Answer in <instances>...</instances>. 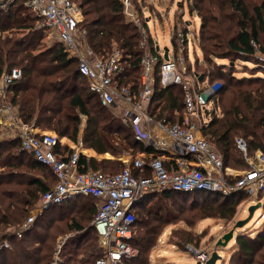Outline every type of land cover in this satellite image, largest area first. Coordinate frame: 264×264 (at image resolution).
I'll return each instance as SVG.
<instances>
[{
    "label": "trees",
    "instance_id": "obj_1",
    "mask_svg": "<svg viewBox=\"0 0 264 264\" xmlns=\"http://www.w3.org/2000/svg\"><path fill=\"white\" fill-rule=\"evenodd\" d=\"M135 1L137 5L139 0ZM79 3L85 18L80 26L86 30L94 51L97 54H111L114 50L122 53L123 71L117 79L120 85L138 92L146 49L157 58L153 68L155 94L149 112L171 124L177 123L183 112L184 91L178 85L162 86L164 58L157 51L148 24L143 27L147 47L141 48L143 32L127 19L121 0H80ZM189 5H192L191 12H197L201 18L200 48L207 63L204 78L222 81L212 99L215 98L214 106L222 110L223 116L218 117L214 110L210 123L203 128V135L221 152L225 167L245 170L248 164L237 148V138L248 142L249 155L258 150L264 153V0H189ZM226 8L233 11L234 17L223 15ZM233 19L236 24L227 26L226 21L233 22ZM37 23V18L25 7V0H16L9 11L0 12V80L5 72L21 69L22 76L12 84L10 96L24 123L54 131L58 137H66L99 154L117 157L152 152L143 141L136 139L133 127L113 114V107L103 106L90 91L87 80L78 71V61L69 57L60 43L41 54L33 52L48 31L37 28ZM15 29L27 33L22 38H14ZM187 29L186 26L185 34ZM215 59L228 60V63L217 65ZM250 63L254 66L248 67ZM239 64L245 73L249 71L248 76L237 75ZM56 151L64 157L74 152L61 145ZM79 165L81 172L104 170L107 174L125 168L121 161H99L84 154H80ZM165 165L169 170H177L170 162ZM133 172L138 174L135 168ZM57 182L49 167L22 150L19 139L0 141V243L8 239L12 245L10 249H0V264H51L57 238L69 234L72 235L60 252L63 260L58 264H96L104 257L98 234L90 224L98 213L100 201L93 196H78V204L69 201L52 206L21 238L10 232L26 221L42 195ZM196 197H201L203 203L211 206V213L221 218L233 217L236 205L247 199L242 191L229 196L172 189L146 194L134 209L136 221L131 243L138 255L125 259L122 264H150L149 252L163 225L171 223L169 204ZM59 213L64 214L66 222L58 227L51 215ZM236 246L231 264H264V230L256 236L241 233Z\"/></svg>",
    "mask_w": 264,
    "mask_h": 264
},
{
    "label": "built area",
    "instance_id": "obj_2",
    "mask_svg": "<svg viewBox=\"0 0 264 264\" xmlns=\"http://www.w3.org/2000/svg\"><path fill=\"white\" fill-rule=\"evenodd\" d=\"M125 15L138 26V13L132 11L130 0H121ZM16 0H0V12L9 11ZM29 13L37 18V28L47 29L63 46L65 52L78 61V71L88 82L90 91L95 93L106 107L123 108V122L132 126L136 139L155 147L150 161L135 159L133 167H125L117 174L100 171L81 172L80 154L76 150L67 156L57 153L58 145L64 146L60 137L53 133H40L32 124L24 123L19 109L11 100V86L22 76L21 69L5 72L0 80V125L9 129L13 138L19 139L23 151L32 154L43 165L49 167L58 179L57 184L40 198L34 211L16 229L10 230L16 237L31 229L37 217L52 206H59L80 195L93 196L101 201L98 213L92 222L104 250V257L96 264H122L125 259L134 258L138 250L131 243L136 221L135 207L148 193L172 189L179 192H212L229 196L237 191L247 195V199L264 201V153L260 150L249 155L248 142L237 138L236 145L248 164L245 170L234 171L224 166L221 153L213 149L202 135L207 126L206 116L211 115L218 88L208 89L199 76H188L179 69V62L169 54V60L161 64V84L164 88L178 85L184 91V107L181 121L171 124L166 119L158 123L166 137L155 139L149 125L152 117L147 112L155 94L154 63L157 60L146 49L142 60L140 90L122 86L117 79L123 71L122 53L114 50L111 54H97L90 46L87 32L82 23V11L73 0H25ZM141 48L147 47L145 29ZM183 39V32L178 30ZM157 48V44H156ZM164 58V54H161ZM195 77V78H193ZM202 130V131H201ZM170 139V142L168 141ZM169 149L180 152L181 156L192 157L193 165L183 162L177 170H169L163 153ZM133 168L138 174H134ZM150 172V176L146 173ZM52 264L60 261L58 255ZM10 240L0 243V249H10ZM197 260L202 264L209 260V254L194 249Z\"/></svg>",
    "mask_w": 264,
    "mask_h": 264
},
{
    "label": "rangeland",
    "instance_id": "obj_3",
    "mask_svg": "<svg viewBox=\"0 0 264 264\" xmlns=\"http://www.w3.org/2000/svg\"><path fill=\"white\" fill-rule=\"evenodd\" d=\"M130 1L133 4L132 11L134 13H138L137 22L140 25L139 27L142 28L144 25L148 24L149 31L154 38L157 47L160 49V52L164 54V50L168 48L172 56L174 51V55L180 64L179 69L181 71H185L186 74L191 77L196 75L199 76L200 82L206 80L204 82V86H207L208 82L207 90L215 87L218 88L219 91L222 83L221 80L210 81L204 78V72L207 63L203 58L200 48L199 36L201 18L198 16L197 12H191L192 5H189V0H139L137 5L135 4V0ZM73 2L77 5H80V0H73ZM232 13L233 11L226 8L223 15H231V17H234ZM251 13L253 14L252 9ZM126 17L129 21H132L128 16ZM82 19L83 21L85 19L83 13ZM232 21L233 22L226 21V25L230 26L232 24H236V20L233 19ZM186 26L188 28V32L185 34L184 29ZM178 30L183 32V39L179 38ZM26 33L27 32L24 30L15 29L12 32V36L14 38H22ZM172 37L174 39V43H172ZM57 44H59L57 38L52 33H50V31H47L46 36L42 40L41 44L38 45V47H36L33 52L35 54H41L42 52L47 51ZM220 63L226 64L228 63V60L215 59V64L218 65ZM241 65L242 64L238 65L237 75L248 76L249 71L245 73L243 66ZM253 66L254 65H252V63L248 65V67ZM215 107L217 108V106ZM124 111L125 109L123 108H115L112 110L113 114L121 119L124 116ZM212 112L211 115L208 117L206 116V119L204 120L206 121L207 125L210 123L213 117ZM216 113L218 117L222 118L223 115L221 109H218ZM9 137L11 138L12 136L7 135L5 131L1 130L0 126V141L9 139ZM238 137L242 136L238 135ZM210 144L215 151H217L219 154L221 153L215 145L212 143ZM234 168L241 169L240 166H235ZM122 169L123 168H118L113 173H119ZM99 171L106 173L104 170ZM77 200V198H74L71 199V202L78 204L79 200ZM203 201L204 200H202L201 197H196V199L191 201H183L182 199H179V201L176 200L169 204V221L171 223L163 225L157 242L152 248V251L149 252L150 264H197V262L200 261L197 260L194 249L208 253L209 259L213 252H218L221 258L218 259L215 264H231L236 254L235 251L237 249V237L241 233H248L250 235L256 236L260 231L264 230V207H257L252 218L250 219V208L260 203L257 199L252 201L249 199L240 201V203L236 205L237 209L235 215L233 217H229L228 215L226 218L213 215L211 213L213 211L211 206H207V204L203 203ZM66 213H68V210L65 211V215ZM42 214H45V212ZM42 214L37 217L36 221L41 217ZM51 216L53 220L55 219V226L57 225L59 227L66 222V219L64 220V214H52ZM60 219L63 221L59 222ZM247 220L249 221L243 228L237 227L239 222ZM90 224L92 225V222ZM232 230H235L234 237L227 244V246L224 247L218 245V241L222 240L224 235L228 234ZM71 235L72 234L60 235L57 238L52 262L57 257V251L60 247L59 244L61 242L65 243L67 238ZM58 257L60 259L59 262H61L63 258L60 253Z\"/></svg>",
    "mask_w": 264,
    "mask_h": 264
},
{
    "label": "crops",
    "instance_id": "obj_4",
    "mask_svg": "<svg viewBox=\"0 0 264 264\" xmlns=\"http://www.w3.org/2000/svg\"><path fill=\"white\" fill-rule=\"evenodd\" d=\"M157 51L160 52V49L158 47H157ZM199 80H200V78H199ZM150 103L147 104V109L146 110H147L148 114L152 117V121H151V123L148 126L145 125V127H147V128L150 127V129H151V131H152V133H153V135H154V137H155L156 140L159 139V138H164V137H166L165 132L158 125V123L161 122L163 119L162 118H158L157 115L156 116L155 115H151V113L149 112V105H150ZM214 105H215V103L213 104L212 110L213 111L214 110L217 111L218 109ZM113 109H115V108H113ZM116 109H119V108H116ZM83 120L84 121L86 120L85 117H83ZM122 121H123V119H122ZM123 123L126 124L125 122H123ZM126 125H129V124H126ZM0 126H1V130L5 131L7 133V135L11 136L9 129H7L6 126H3V125H0ZM36 129L40 133L46 132V133H53V134L57 135L54 131L50 132L48 130H41V129H38V128H36ZM202 135H203V132H202ZM11 138H13V137H11ZM60 139H61V142L63 141L62 144L64 146H67V147L73 149L74 151L76 150L77 152H79V154H84L88 158H95V159H97L99 161H102V160H116V161H121V162H123L125 164V167H128V166L129 167H133V165H131V163H132V161L134 162L135 159H140L141 158V159H144L145 161H150L151 158L155 156V154L160 153V152H158V150L155 147H153V146H147L146 143L144 142V144L147 147H150L152 149V152H139V153H135V154H132V155L125 154V155H121V156H117L116 157V156H112L109 153L99 154L94 149H92V148H85L81 144L76 145L73 141H71L70 139H68L66 137H61ZM168 141L170 142V139ZM179 153L180 152H178V151L175 152V151L169 149L167 152L163 153L165 162H170V163H172V165H176L177 169H179L180 166L184 165L183 162H185V163L187 162L188 165H193L194 164V162L192 161L193 160L192 157H190L188 155L181 156ZM133 157H135V158H133ZM186 157H190L191 159H188ZM233 170L234 171H239V170H235V169H233ZM252 200H254V199H252ZM260 203L262 204V207H263L264 201H262ZM100 204H101V201H98V205H100Z\"/></svg>",
    "mask_w": 264,
    "mask_h": 264
},
{
    "label": "water",
    "instance_id": "obj_5",
    "mask_svg": "<svg viewBox=\"0 0 264 264\" xmlns=\"http://www.w3.org/2000/svg\"><path fill=\"white\" fill-rule=\"evenodd\" d=\"M164 59H165V60H169V49H168V48H166V49L164 50ZM261 206H262V204L259 203L258 205H256V206H252V207L250 208V211H249V212H250V219L252 218L255 209H256L257 207H261ZM250 219H249V220H250ZM249 220L239 222L238 225H237V227H238V228H243V227L247 224V222H248ZM234 233H235V230H232V231H230L228 234L224 235V237L222 238V240H219V241H218V245H221V246H224V247L227 246V244L233 239V237H234ZM220 258H221V257L219 256L218 252H213V253L211 254L210 259H209L205 264H215V263L217 262V260L220 259ZM197 264H202V263H201V262H197Z\"/></svg>",
    "mask_w": 264,
    "mask_h": 264
}]
</instances>
